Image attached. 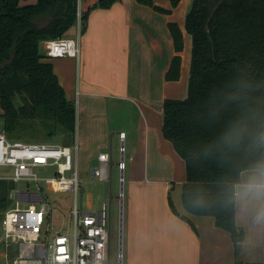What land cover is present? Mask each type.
<instances>
[{"label": "crops", "instance_id": "obj_1", "mask_svg": "<svg viewBox=\"0 0 264 264\" xmlns=\"http://www.w3.org/2000/svg\"><path fill=\"white\" fill-rule=\"evenodd\" d=\"M98 1L80 0L82 13L89 14L80 37L79 60L62 57L48 61L67 99L75 103L71 145L78 176L90 178L100 153H111L113 161H119L123 147L127 192L118 214L123 264H264V233L253 237L246 225L237 223L244 239L234 244L212 217L191 215L182 206L184 161L161 133L164 100L182 99L185 86L181 84L189 79L191 39L176 17L179 8L165 15L136 0H118L108 9L93 8ZM152 1L170 7V0ZM169 22L178 24L184 40L177 81L165 80L175 55ZM114 170L119 195L124 181L119 185L116 166L111 186L95 181L105 183L109 193ZM177 177L180 198L174 197Z\"/></svg>", "mask_w": 264, "mask_h": 264}, {"label": "trees", "instance_id": "obj_2", "mask_svg": "<svg viewBox=\"0 0 264 264\" xmlns=\"http://www.w3.org/2000/svg\"><path fill=\"white\" fill-rule=\"evenodd\" d=\"M22 1L26 0H0L2 130L10 140L71 145L76 126L75 103L67 99L43 44L68 37L76 26L77 0H37L34 5H22ZM117 1L99 0L93 8L108 9ZM136 2L168 15L180 0H170L168 9L152 0ZM88 14L82 13V32ZM184 27L191 39L187 96L164 100L161 133L184 161L181 202L185 211L212 217L215 226L226 230L237 244L244 239V231L232 210L216 203L195 210L191 199L193 189L215 198L222 181L236 180L251 162L233 155L231 167H217L212 159H206L204 149L216 140L223 124L203 120L201 113L219 89L236 81L248 85L247 103H264V0H192ZM167 28L175 55L165 80L177 81L183 34L175 22H169ZM237 111L234 106L229 108L223 113L224 120H231ZM13 188L12 181L0 180V213L10 206L8 196ZM170 206L174 210L171 200Z\"/></svg>", "mask_w": 264, "mask_h": 264}, {"label": "built area", "instance_id": "obj_3", "mask_svg": "<svg viewBox=\"0 0 264 264\" xmlns=\"http://www.w3.org/2000/svg\"><path fill=\"white\" fill-rule=\"evenodd\" d=\"M82 10L77 0L76 28L73 37L44 42L49 59L73 57L79 60L82 33ZM123 142L125 134L119 133ZM98 166L90 169V178L106 181L111 186L112 168L119 171L122 185L125 170L123 147L120 160L113 161L111 153L97 156ZM42 169L49 176L39 177ZM0 180L12 181L8 199L10 206L0 213V258L5 264H123L121 233L118 230L117 260L111 249V202L107 201L98 212H80L76 202L67 215L50 208V193H69L76 197L81 184L74 160L73 146L66 144L28 143L10 140L0 130ZM51 171V172H50ZM20 182L26 186L19 188ZM41 182L43 186H41ZM34 183L35 189L29 184ZM122 202V191L117 195ZM55 211L62 216L61 226L54 229ZM70 227L73 233L69 235ZM14 247L15 255L10 252Z\"/></svg>", "mask_w": 264, "mask_h": 264}, {"label": "clouds", "instance_id": "obj_4", "mask_svg": "<svg viewBox=\"0 0 264 264\" xmlns=\"http://www.w3.org/2000/svg\"><path fill=\"white\" fill-rule=\"evenodd\" d=\"M248 90L243 81L226 84L209 99L201 119L223 124L216 140L204 149L206 159H212L217 167H231L233 155L251 162L236 180L225 178L215 198L193 189L191 207L202 210L216 203L230 209L237 223L246 225L254 237L264 233V103H247ZM233 106L237 114L225 121L223 113Z\"/></svg>", "mask_w": 264, "mask_h": 264}, {"label": "rangeland", "instance_id": "obj_5", "mask_svg": "<svg viewBox=\"0 0 264 264\" xmlns=\"http://www.w3.org/2000/svg\"><path fill=\"white\" fill-rule=\"evenodd\" d=\"M191 6V0H180L178 6L174 8L171 12L173 13L175 10H177L176 17L179 18L183 22L184 26V20L187 12L190 9ZM186 12V13H185ZM185 29V27H184ZM76 27L72 28V31L69 32L68 36H74L75 35ZM185 86V90L182 91L181 96L182 99H184L187 96L188 91V83L184 80V82L181 84ZM2 129V119L0 118V130ZM25 140V139H23ZM60 142V141H55ZM2 171H0L1 173ZM51 172V171H50ZM36 173L39 175V177L43 178L45 176H49V169H47V172L43 171L42 169L36 170ZM81 179V177H80ZM123 202H126V192H127V182L126 178L123 176ZM26 182H20L19 188L22 189L26 186ZM175 191H177V194L171 195L174 197L180 198V186H179V178L177 177L175 179ZM43 186V183L40 184ZM35 184L30 183L29 188L35 189ZM112 194V202H111V249H112V257L113 261L116 262L117 260V245H118V214H119V205L117 200L118 195V181H117V172L114 170L113 175V182L112 187L110 189ZM107 194H108V187L105 183H98L95 180H90V178L87 179H81V184L78 189L76 197L74 195H71L69 193H50L49 194V200H50V208L53 210H57L61 212L64 215H67L71 207L74 206V203L76 202V205L80 212H98L101 209V206L105 201H107ZM178 200V199H177ZM55 211L53 215L54 220V229L58 230L61 226V219L62 216L59 212ZM3 212V211H2ZM1 212V213H2ZM69 235L72 239L73 233L70 227ZM10 252L15 255L14 247L10 248ZM0 264H5L4 261H0Z\"/></svg>", "mask_w": 264, "mask_h": 264}]
</instances>
